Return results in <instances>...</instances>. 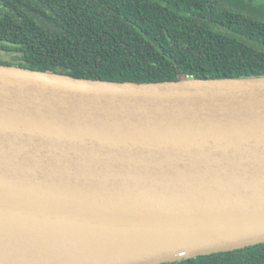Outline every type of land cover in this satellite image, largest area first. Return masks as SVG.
I'll return each instance as SVG.
<instances>
[{"label":"water","instance_id":"95a60500","mask_svg":"<svg viewBox=\"0 0 264 264\" xmlns=\"http://www.w3.org/2000/svg\"><path fill=\"white\" fill-rule=\"evenodd\" d=\"M259 244L264 77L137 84L0 64V264Z\"/></svg>","mask_w":264,"mask_h":264},{"label":"trees","instance_id":"16d2710c","mask_svg":"<svg viewBox=\"0 0 264 264\" xmlns=\"http://www.w3.org/2000/svg\"><path fill=\"white\" fill-rule=\"evenodd\" d=\"M0 64L137 84L264 77V21L219 0H0ZM170 264H264V244Z\"/></svg>","mask_w":264,"mask_h":264},{"label":"rangeland","instance_id":"374dc122","mask_svg":"<svg viewBox=\"0 0 264 264\" xmlns=\"http://www.w3.org/2000/svg\"><path fill=\"white\" fill-rule=\"evenodd\" d=\"M219 3L231 8L234 11L241 12L245 16H249L264 21V0H219ZM2 7L0 5V12ZM9 53L0 51V60H11Z\"/></svg>","mask_w":264,"mask_h":264}]
</instances>
